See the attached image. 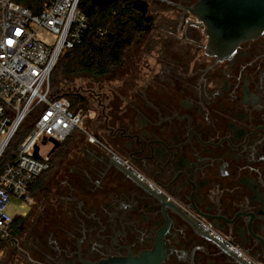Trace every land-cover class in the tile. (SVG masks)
Instances as JSON below:
<instances>
[{
    "label": "flooded vegetation",
    "instance_id": "obj_1",
    "mask_svg": "<svg viewBox=\"0 0 264 264\" xmlns=\"http://www.w3.org/2000/svg\"><path fill=\"white\" fill-rule=\"evenodd\" d=\"M170 1L176 14L140 50L147 74L133 91L86 102L96 144L82 136L51 170L29 264L157 246L161 264H264V36L219 61L181 9L197 0Z\"/></svg>",
    "mask_w": 264,
    "mask_h": 264
},
{
    "label": "built area",
    "instance_id": "obj_2",
    "mask_svg": "<svg viewBox=\"0 0 264 264\" xmlns=\"http://www.w3.org/2000/svg\"><path fill=\"white\" fill-rule=\"evenodd\" d=\"M78 3L53 0L33 14L14 0H0V241L10 248L19 244L6 206L11 199L25 208L34 205L29 189L49 170L53 142L61 144L77 132L96 144L83 128L81 110L73 112L66 98L55 97L50 80L60 58L81 43L88 29V18ZM24 124L31 129L14 154L1 162ZM42 144L48 146L43 154Z\"/></svg>",
    "mask_w": 264,
    "mask_h": 264
},
{
    "label": "trees",
    "instance_id": "obj_3",
    "mask_svg": "<svg viewBox=\"0 0 264 264\" xmlns=\"http://www.w3.org/2000/svg\"><path fill=\"white\" fill-rule=\"evenodd\" d=\"M51 1L53 0H14L16 4L33 14L40 13ZM134 1L117 0L105 10L99 11L89 0H79V10L89 21L88 29L81 43L66 51L58 61L51 73L52 85L57 78L71 80L87 76L100 80L123 66L125 53L154 28V18L149 14L148 6L143 12H137L133 9ZM57 98H66L71 103L73 112L86 110V100L83 96L65 94ZM30 129L28 124L19 128L1 162H5L14 154L16 146ZM78 135L77 132L73 133L60 144L61 150H55L52 153L49 170L38 177L29 189L33 199L36 194L46 190L44 177L58 164L64 155V150L71 145L69 142H74ZM27 218L28 215L13 218L14 237L18 238L21 235ZM9 249L8 244L0 241V257Z\"/></svg>",
    "mask_w": 264,
    "mask_h": 264
},
{
    "label": "rangeland",
    "instance_id": "obj_4",
    "mask_svg": "<svg viewBox=\"0 0 264 264\" xmlns=\"http://www.w3.org/2000/svg\"><path fill=\"white\" fill-rule=\"evenodd\" d=\"M147 3L148 12L154 18V28L151 35H146L139 42L134 44L126 53L124 58V64L120 69H116L109 76L95 80L93 78L83 76L80 78H74L71 80H63L57 78L52 86L53 95L63 96L65 94L83 96L87 102V109L95 103L94 96H109L128 94L133 91L136 81L141 77H144L147 72L146 68L143 70L138 62V56L140 50L145 49L149 45L150 38H156L161 34L160 32L166 31L163 28L166 20L173 17L176 14V10L170 5V0H143ZM145 63V62H144ZM147 68H154L153 63L150 62ZM91 94L94 96H91ZM94 99V100H93ZM93 100V101H92ZM86 109V108H85ZM93 109V108H92ZM86 110L82 111L83 128L90 133L88 119L85 117ZM77 139L69 145L70 150L78 148L79 144L84 142V138L78 135ZM48 150L47 145H40V153L43 154ZM54 172L48 173L44 177V184L46 192H40L34 197V205L30 208L23 207L21 201L11 199L6 206V214L12 219L19 216L28 215L26 222L24 223V229L21 235L17 238L19 246L17 248H10L2 257H0V264H22L28 263L29 254L27 252L26 245L29 243L32 234L39 233L37 230V217L43 213L44 203L47 202L46 193H51V185L53 183ZM53 209L48 213L52 215ZM36 226V227H35ZM34 231V232H33ZM29 264V263H28Z\"/></svg>",
    "mask_w": 264,
    "mask_h": 264
},
{
    "label": "water",
    "instance_id": "obj_5",
    "mask_svg": "<svg viewBox=\"0 0 264 264\" xmlns=\"http://www.w3.org/2000/svg\"><path fill=\"white\" fill-rule=\"evenodd\" d=\"M99 11H103L117 0H89ZM133 9L143 12L147 3L135 0ZM200 23L206 37V53L219 61L230 59L238 46L245 41L264 36V0H197L189 7L181 8ZM60 144L53 142L52 153ZM34 157H38L37 148ZM161 246L138 256L109 257L95 263L85 264H161Z\"/></svg>",
    "mask_w": 264,
    "mask_h": 264
},
{
    "label": "snow or ice",
    "instance_id": "obj_6",
    "mask_svg": "<svg viewBox=\"0 0 264 264\" xmlns=\"http://www.w3.org/2000/svg\"><path fill=\"white\" fill-rule=\"evenodd\" d=\"M10 43V42H9Z\"/></svg>",
    "mask_w": 264,
    "mask_h": 264
}]
</instances>
